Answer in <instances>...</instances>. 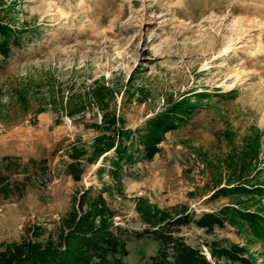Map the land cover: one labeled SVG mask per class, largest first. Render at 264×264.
<instances>
[{"label": "rangeland", "instance_id": "rangeland-1", "mask_svg": "<svg viewBox=\"0 0 264 264\" xmlns=\"http://www.w3.org/2000/svg\"><path fill=\"white\" fill-rule=\"evenodd\" d=\"M0 24L18 41L0 59V138L10 139L0 151L17 153L10 173L30 185L0 193V253L27 240L59 246L85 217L109 227L127 264L149 263L156 230L214 264L239 263L209 258L213 243L264 264V234L246 220L172 226L225 207L264 219V0H0ZM176 103L190 113L146 158L150 119ZM102 136L128 145L118 164L114 149L99 156ZM69 149L82 162L66 196L53 187ZM46 156L54 173L38 164ZM46 171L53 181L40 189Z\"/></svg>", "mask_w": 264, "mask_h": 264}, {"label": "trees", "instance_id": "trees-1", "mask_svg": "<svg viewBox=\"0 0 264 264\" xmlns=\"http://www.w3.org/2000/svg\"><path fill=\"white\" fill-rule=\"evenodd\" d=\"M17 43L15 38L12 39L10 29L0 24V59L6 60L10 56L11 47ZM191 108L190 104L183 107L182 103H176L150 119V127L143 144L146 158L151 159L159 151L158 144L162 134L173 129L177 120H183V116L188 115ZM114 130L119 136L124 135L119 128ZM101 139L105 143H103L104 147L99 149V156L114 149L117 164L126 157L129 150L126 142L114 143V140L105 136ZM239 188V191L250 190L245 186ZM230 191L234 192L238 189L232 188ZM225 220L234 225L246 220L256 235L264 234L263 218L235 207H225L219 214L203 213L196 221L191 214H182L173 221L172 226L195 222L199 227L212 230L216 225L222 227ZM87 222L85 217L75 221L67 234L63 235L62 244L59 246L41 245L30 240L13 243L9 249L0 253V264H127L122 260L127 254L126 247L113 235L109 227L95 226L91 223L84 227ZM154 233L159 241V248L156 254L150 257L148 264H214L184 237L163 230H156ZM208 247L210 258L216 261L225 259L239 264H255L253 257L246 256L247 249L244 247L235 245L220 247L215 243Z\"/></svg>", "mask_w": 264, "mask_h": 264}, {"label": "crops", "instance_id": "crops-1", "mask_svg": "<svg viewBox=\"0 0 264 264\" xmlns=\"http://www.w3.org/2000/svg\"><path fill=\"white\" fill-rule=\"evenodd\" d=\"M40 118H48L49 115L48 114H41ZM9 140L7 138L1 139L0 138V143H3V147L8 148L9 145ZM22 152L20 154H22V159H18V161L23 162L27 167H29V164L32 162V156L29 155V153L24 150V147L21 148ZM61 151H59V153H61ZM71 149L68 150V154L64 155L62 157V161L59 162L58 166H59V170L61 171L60 174L55 177V183H54V187L53 190L61 192V193H65L67 196V192H70V186L75 183L74 182V175L72 172H70V168H72L74 166V164L77 163H81L82 160L80 158H74L71 154ZM17 154L14 152V150L12 151L11 149H9V151H0V157H5L6 160H4L5 164H2L3 167L7 168L9 170V172H6V170L2 169L0 167V193H17L19 194H23L25 195L27 190L29 189V179L27 177L23 176H17V175H13L10 172H12L13 170V165L16 164V159L14 157H11V155ZM104 155V154H103ZM72 156V157H71ZM63 158H65V160H63ZM26 162H29L26 163ZM43 163L44 166L50 168L52 170V172H55V168H56V161L50 160L49 156L43 157L42 159L38 160V164L39 163ZM81 166V164H80ZM17 176V177H16Z\"/></svg>", "mask_w": 264, "mask_h": 264}, {"label": "built area", "instance_id": "built-area-1", "mask_svg": "<svg viewBox=\"0 0 264 264\" xmlns=\"http://www.w3.org/2000/svg\"><path fill=\"white\" fill-rule=\"evenodd\" d=\"M124 171H127L124 166ZM52 174L48 171L44 172L40 177L37 178V186L40 189H49L52 184ZM210 258V257H209Z\"/></svg>", "mask_w": 264, "mask_h": 264}, {"label": "bare ground", "instance_id": "bare-ground-1", "mask_svg": "<svg viewBox=\"0 0 264 264\" xmlns=\"http://www.w3.org/2000/svg\"><path fill=\"white\" fill-rule=\"evenodd\" d=\"M248 8V7H247ZM245 10V9H244Z\"/></svg>", "mask_w": 264, "mask_h": 264}]
</instances>
